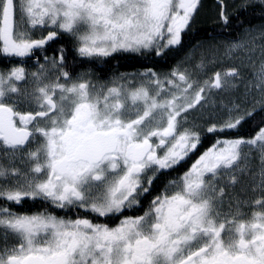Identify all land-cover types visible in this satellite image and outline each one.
Listing matches in <instances>:
<instances>
[{"label": "snow or ice", "instance_id": "obj_1", "mask_svg": "<svg viewBox=\"0 0 264 264\" xmlns=\"http://www.w3.org/2000/svg\"><path fill=\"white\" fill-rule=\"evenodd\" d=\"M216 5L235 35L202 0H0V264H264V0Z\"/></svg>", "mask_w": 264, "mask_h": 264}, {"label": "trees", "instance_id": "obj_2", "mask_svg": "<svg viewBox=\"0 0 264 264\" xmlns=\"http://www.w3.org/2000/svg\"><path fill=\"white\" fill-rule=\"evenodd\" d=\"M214 7H212V9H206V10H201V13H200V16H201V23H200V26H198L197 29H199L197 31V37L200 35V36H205L206 34H209V31H215L217 34L221 33L222 31H231L233 33V35H235L236 32L239 31L238 28H232V29H228V30H222L220 29L219 25H217L215 23V20H212L210 18H213V16H215V13H211V11L213 12L215 9H213ZM243 19H246V20H251V22L253 24H256V23H259V21L255 18H253L252 15H247V16H243L242 17ZM236 23H238V21L234 20L233 21V24L235 25ZM139 66V65H137ZM114 67L116 68H123L124 69H133V67L131 66V62H126V61H119L117 63V65L115 64ZM26 208H29V204L28 203H25L24 205V209ZM17 211H22V209H16Z\"/></svg>", "mask_w": 264, "mask_h": 264}, {"label": "flooded vegetation", "instance_id": "obj_3", "mask_svg": "<svg viewBox=\"0 0 264 264\" xmlns=\"http://www.w3.org/2000/svg\"><path fill=\"white\" fill-rule=\"evenodd\" d=\"M202 2H203V10H206L207 8L208 9H212V7H215V5H216V0H202ZM228 2L229 3H232L233 2V0H228ZM201 9V10H202ZM214 9V8H213ZM210 19H212V20H215V16H213V18H210ZM202 21H201V16H199L198 17V23H197V25H196V28H198V26H200V23H201ZM199 30V29H198ZM212 34H217L215 31H209V34H207V35H212ZM198 37H201L200 35L198 36ZM49 54H51V53H49ZM119 61H110V63H109V65H105L104 66V71H102V72H99L98 73V76H99V82L100 83H103V82H105L111 75H112V73L113 72H126V71H133V69H124L123 70V68L121 69V68H116V67H114V65L116 64L117 65V63H118ZM121 62V61H120ZM0 67H2V66H0ZM109 67H111V72H109V71H107V69L109 68ZM93 80L94 81H96L97 80V78L96 77H93ZM27 209H29V208H26V209H23V210H27ZM34 210V209H33Z\"/></svg>", "mask_w": 264, "mask_h": 264}, {"label": "rangeland", "instance_id": "obj_4", "mask_svg": "<svg viewBox=\"0 0 264 264\" xmlns=\"http://www.w3.org/2000/svg\"><path fill=\"white\" fill-rule=\"evenodd\" d=\"M214 9H215V10H214L213 12L211 11V13H213V14L215 13V14H216V11H217V5H215Z\"/></svg>", "mask_w": 264, "mask_h": 264}]
</instances>
